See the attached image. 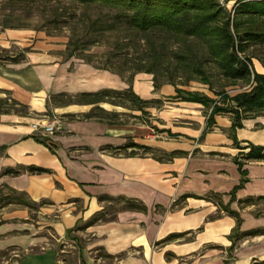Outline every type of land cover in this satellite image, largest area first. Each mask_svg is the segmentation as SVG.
<instances>
[{"label": "crops", "instance_id": "0c3cea01", "mask_svg": "<svg viewBox=\"0 0 264 264\" xmlns=\"http://www.w3.org/2000/svg\"><path fill=\"white\" fill-rule=\"evenodd\" d=\"M14 44L23 58L0 55V99L18 101L27 113L0 112V258L62 264L64 243L77 249L78 264H264V159L242 158L249 142L264 145V116L233 131L231 114H217L202 136L209 114L202 103L173 97L171 84L155 92L153 80L138 74L136 93L163 100L156 118L176 135L157 139L144 123L82 118L95 103L53 96L126 84L67 59V41L30 28L0 30V47ZM48 111L64 118L62 128L36 134L32 123ZM133 135L153 149L132 154ZM130 199L144 209L128 206Z\"/></svg>", "mask_w": 264, "mask_h": 264}, {"label": "trees", "instance_id": "16d2710c", "mask_svg": "<svg viewBox=\"0 0 264 264\" xmlns=\"http://www.w3.org/2000/svg\"><path fill=\"white\" fill-rule=\"evenodd\" d=\"M69 1L85 7L99 6L108 12L92 20H86L83 15L77 18L72 29L74 33L77 31L75 28L78 29V34L69 37L66 56H77L97 68L122 76L130 73L131 80L137 73H151L155 92L165 84L173 85L176 89L173 97L202 103L210 110L202 136L215 123L217 114H231L233 131L243 127L245 119L264 116V73L253 69L252 58L247 53L251 45L264 47V0H235L232 10L221 0ZM97 44L105 45L108 50L96 63V56L88 51ZM22 58V54H19L10 59L20 61ZM192 81L208 85L218 98L184 88ZM240 82L249 87L234 95L226 91L227 86ZM53 98L67 104L95 103L89 112L82 114V118L120 124L129 123L124 117L132 116L141 118L142 123L153 129L158 127L151 121L149 108H162L164 104L161 99L140 97L131 85L123 90L102 88L74 95L64 92ZM100 103L122 106L132 112L110 111ZM8 104L12 108L26 107L7 97L0 99V110L10 112L12 108H3ZM135 111H141V114ZM159 130L176 135L169 129ZM126 146L134 148L132 154L137 153L135 148L144 152L153 149L134 141ZM242 148L248 149L242 153L244 160L264 159V145L249 142ZM236 160L245 175L243 161L239 158ZM29 170L48 171L38 166H30ZM19 172L7 169L5 173ZM244 181L245 178L241 184ZM128 206L145 207L135 199L128 200Z\"/></svg>", "mask_w": 264, "mask_h": 264}, {"label": "rangeland", "instance_id": "374dc122", "mask_svg": "<svg viewBox=\"0 0 264 264\" xmlns=\"http://www.w3.org/2000/svg\"><path fill=\"white\" fill-rule=\"evenodd\" d=\"M231 0H223L224 4L227 6L229 10H232L234 7L233 3H229ZM233 4V5H232ZM108 10L106 8H102L99 6H91L85 7L80 4L71 2L69 0H0V30L4 31L5 28H30L37 32V34L48 35L58 40L68 41L71 35L78 34V29L75 33L73 32L75 22H77V18L81 17L82 15L86 20H92L101 18L105 16ZM81 27V26H79ZM81 33V32H80ZM76 37V36H75ZM109 48V47H108ZM107 47L105 45L97 44L92 45L89 49V53H93L96 57H94L95 62H99V57L106 52ZM24 48L18 47L17 45H12L10 50L2 49L0 47V55H18L22 54ZM247 53L251 56L253 62V69L264 73V47L260 45H251ZM67 59L71 57L66 56ZM74 58L84 61L83 59L74 56ZM85 62V61H84ZM87 63V62H85ZM91 64V63H88ZM93 65V64H91ZM94 66V65H93ZM96 67V66H94ZM97 68V67H96ZM100 69V68H99ZM105 70V69H102ZM110 71V70H108ZM110 74L116 75L117 84L121 83L126 87L120 88V90L127 89L130 85L133 87L134 81L136 80V76L141 74V81L148 82L150 79L153 78V74L141 72L134 75L133 79L131 80L129 77L130 73H125V76H122L118 73L110 71ZM147 74V75H145ZM153 80V79H152ZM249 86L246 83L240 82V84L230 85L226 87V91L234 95L241 90L248 88ZM184 88L188 90H199L208 94L210 97L218 98L216 94L209 89L208 85H205L198 81H192L188 86ZM134 89V87H133ZM219 89H224L220 87ZM135 91V89H134ZM136 92V91H135ZM158 96V95H156ZM163 102V100L161 99ZM165 101V100H164ZM166 104H163L162 108L159 107H150L149 110L151 111V121L156 123L157 129H147L150 132H154L157 139H167L172 137L169 131L162 132L159 129H164V125L166 124L162 120L156 118V114H159L161 109H164ZM111 108L115 109L114 107L110 106ZM4 109H11V104L4 105ZM2 109V108H1ZM119 109V108H117ZM124 110L125 108H121ZM17 113L20 111L21 114L27 113V110L24 107L17 106L11 109L10 113ZM126 110V109H125ZM208 110V111H207ZM2 112V110H0ZM127 112L131 113V110ZM204 112H209V109L205 107ZM136 114H141V111H135ZM48 115L53 116V111H48ZM59 115V114H58ZM41 115L36 116V119H40ZM126 121L132 122L136 126H140L142 123L141 118L137 117H124ZM64 121V118H63ZM177 121V120H175ZM178 122V121H177ZM170 126L172 123L169 124ZM173 125L177 126L178 124L174 123ZM137 130V128H134ZM170 130V129H169ZM58 131V130H57ZM171 131V130H170ZM147 132V131H146ZM140 142V137L138 135H133L132 139L129 141ZM184 142L188 143L187 140ZM142 152V150L138 151ZM114 212L113 210H111ZM65 245V246H64ZM60 249L64 251L60 253V258L62 260V264H78L77 261V249L74 246L66 245L64 243H60ZM12 254L15 252H11ZM0 264H7V260L5 258H0Z\"/></svg>", "mask_w": 264, "mask_h": 264}, {"label": "built area", "instance_id": "2783aa9c", "mask_svg": "<svg viewBox=\"0 0 264 264\" xmlns=\"http://www.w3.org/2000/svg\"><path fill=\"white\" fill-rule=\"evenodd\" d=\"M221 2L224 4L223 0ZM63 126V117L58 114L53 116L46 114L41 115L32 123V128L36 134L50 135L60 130Z\"/></svg>", "mask_w": 264, "mask_h": 264}]
</instances>
